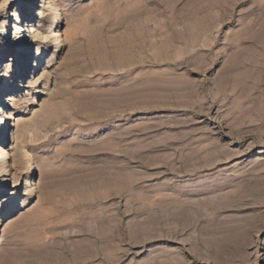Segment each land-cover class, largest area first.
Masks as SVG:
<instances>
[{
	"label": "rangeland",
	"instance_id": "obj_1",
	"mask_svg": "<svg viewBox=\"0 0 264 264\" xmlns=\"http://www.w3.org/2000/svg\"><path fill=\"white\" fill-rule=\"evenodd\" d=\"M195 2L6 4L0 22L20 3L26 29L58 12L65 43L53 52L52 38L37 68L43 44L27 40L24 75L13 49L0 57V255L45 244L46 264H264V0H204L203 28ZM199 144L218 159L173 171Z\"/></svg>",
	"mask_w": 264,
	"mask_h": 264
},
{
	"label": "bare ground",
	"instance_id": "obj_2",
	"mask_svg": "<svg viewBox=\"0 0 264 264\" xmlns=\"http://www.w3.org/2000/svg\"><path fill=\"white\" fill-rule=\"evenodd\" d=\"M206 1V0H205ZM196 4V6H195V9H197V10H195L194 11V13H196V11H197V14H195L197 17L196 18H194V19H198V20H201L200 21V25H201V28H203L204 27V25H203V27H202V24H204V22H202V20H204L203 19V17H202V15L201 14H203L202 13V10L203 9H205L206 8V4H205V2H204V0H196V2H195ZM30 4V3H29ZM209 4V3H208ZM142 7H144V6H142ZM20 8H21V4L20 3H17L16 4V6H15V12L16 13H18L17 11H19L20 10ZM51 8H52V6L50 5V3H47V6H46V8H45V10H49V11H51L52 12V10H51ZM146 9V8H145ZM205 12V11H204ZM207 12V11H206ZM205 12V13H206ZM194 15V16H195ZM199 15H201V16H199ZM204 15V14H203ZM206 15V14H205ZM31 16V11H30V9L29 10H27V21H28V18ZM184 19L185 18H188V17H190V16H186V15H184V16H182ZM3 18H4V20L3 21H7V25H6V30H0L1 32H0V34H2V40L3 41H0V57H2V56H4V55H6V53L7 52H9L10 50H14V60H12V63H11V67L13 68V69H17V73H19V74H22V75H24V74H26V63L28 62V57H29V46H28V41L27 40H29V44H31L33 41H39V43H42L43 45L41 46V47H38L37 48V50H36V54H34V52H33V58L30 60V65L32 66H34V67H39V65L41 66V64H42V61H44V59H45V57L46 56H48V52H46V50H47V48H48V42H50L51 41V39L53 38L54 39V42H55V44H56V46H55V48L53 49V52H55L56 50H58V51H60L61 50V48H62V46L64 45V39H63V37H62V35H63V31H62V29H61V27H60V25H61V19H62V17L58 14V12L57 13H53L52 12V16L51 17H49L48 16V14H46L45 15V17H44V20H45V22H46V30L45 31H42V30H40V28H38L37 30L36 29H33L32 28V25H30V28H27L26 29V27L27 26H25L24 25V20L22 19L21 21H22V23H23V25H21V27L20 26H18V22H20V19H17V22L15 23V24H10V13L9 12H6V11H4V15H3ZM183 18H181V19H183ZM204 18H205V16H204ZM16 20V19H15ZM206 21V20H205ZM202 22V23H201ZM150 23L151 24H154L153 26H152V28H151V30L149 31V34L150 35H152V36H156V34H160V33H162V34H165V36L163 37V41H168L169 40V38H170V36L169 35H167L166 34V32H167V28H166V26L167 25H165V24H160V23H157L156 21H151V22H149V23H146L147 24V26L148 25H150ZM170 23V22H169ZM198 25V27H199V23H197ZM170 25H172V22H171V24ZM3 25L2 24H0V29H3ZM18 28V27H20L24 32H21L20 33V35L18 36V35H16V33L14 34L13 33V31H10L8 28ZM24 28V29H23ZM201 28H198V30L199 29H201ZM146 30V29H145ZM7 32H9L10 33V35H8V37H6V33ZM28 32H30V33H33L34 35H33V37H32V34H29ZM25 37H26V39H25ZM23 38V39H22ZM263 43H264V41H263ZM264 45V44H263ZM262 45V46H263ZM264 47V46H263ZM261 51H264V50H261ZM49 52H50V50H49ZM52 52V51H51ZM262 54V53H261ZM45 55V56H44ZM34 56H35V60L33 61V59H34ZM263 56V55H262ZM151 61H153V60H156V57L155 56H151V59H150ZM261 60V59H260ZM260 60L259 61H257V62H260ZM262 61H263V59H262ZM262 61L260 62V63H262ZM264 62V61H263ZM264 64V63H263ZM252 65V64H251ZM251 65H249L251 68H250V70H249V72H251V73H254V75H256L257 74V72H256V74H255V72H254V67H252ZM235 65H233V67H234ZM249 66H247V69L249 68ZM254 66V65H253ZM256 66V65H255ZM228 67V66H227ZM229 67H231V66H229ZM258 66H256V69H258L257 68ZM225 68V67H224ZM236 68V67H235ZM262 68V67H261ZM228 68H226V70H227ZM263 69V68H262ZM225 69H223V71H224ZM229 70H231L232 71V69H229ZM259 70H261L260 69V67H259ZM230 71V72H231ZM225 72V71H224ZM261 72V71H260ZM260 72H259V74H260ZM227 73H229V71H227ZM262 73V72H261ZM222 74H223V72H222ZM225 74V73H224ZM231 74H234V73H230V75L229 76H231ZM248 73H247V71H246V74L245 75H247ZM227 75L228 74H226V77H227ZM245 75H243L244 77H246V78H243L242 79V81L246 84L245 86H247V84L249 83V82H251V83H253L251 80H249L250 78L251 79H253V77L254 76H250V77H247V76H245ZM252 75V74H251ZM16 76V75H15ZM232 76H234V75H232ZM256 76H258V74L256 75ZM221 78H222V76H221ZM232 78H234V77H232ZM249 78V79H248ZM224 79H226L225 78V75H224ZM227 79H228V77H227ZM227 79L225 80V81H227ZM241 79V78H240ZM223 80V79H222ZM230 80H228V82H229ZM231 81H232V79H231ZM235 80H233L232 82H234ZM241 81V80H240ZM222 83H223V81H222ZM225 83V82H224ZM223 83V84H224ZM229 84V83H228ZM232 84V83H231ZM230 84V85H231ZM240 85H242V84H240ZM249 86H250V83L248 84ZM155 86V85H154ZM232 86V85H231ZM235 86V85H234ZM244 86V87H245ZM31 87H33V88H35V91H36V83H33L32 85H31ZM236 87V86H235ZM248 87V86H247ZM150 88V87H149ZM151 91H152V89H150ZM183 90V89H182ZM183 94V93H182ZM12 98L11 97H9L7 100H11ZM2 111V109L0 108V112ZM2 123H4V120H3V116L1 115L0 116V127H2ZM4 132H5V130H4V127H2L1 129H0V142L1 143H4V142H6V137L4 138ZM122 136V135H121ZM184 140V139H183ZM7 141H8V136H7ZM115 143V142H114ZM111 144H113V143H111ZM213 144V143H212ZM117 146V145H116ZM198 146V145H197ZM201 146V147H200ZM5 147H6V145H5ZM112 147H114V146H112ZM122 147V146H121ZM120 147V148H121ZM117 148V147H116ZM119 148V147H118ZM212 148V147H211ZM209 149L208 148V146L206 147V146H202V145H200L199 144V146H198V148L196 147L195 149H193V150H191V153H190V151L189 152H187L186 154H188L186 157L184 156L185 154H182L184 157H185V160H184V164H183V161L181 162L184 166L183 167H181V168H173L174 167V163H173V171H175V172H177V173H179V172H181V173H183V176H193L194 177V175H196V174H199V172L205 167V165H209L208 163H210L211 161H214L215 159H218V157H219V154L217 153V149H216V145H214V150L213 149ZM123 149V148H122ZM121 149V150H122ZM120 150V149H119ZM0 152H1V154H0V158H3L6 154H7V156H8V151H7V149L6 148H0ZM121 152V151H120ZM179 153V152H178ZM178 155H180V154H178ZM177 155V156H178ZM178 157H180V156H178ZM181 158V157H180ZM25 159L27 160V162L29 161V157H28V155H25ZM116 159V158H115ZM179 159V158H178ZM170 160V159H169ZM182 160V159H181ZM166 161V160H165ZM173 161V160H172ZM179 162V161H178ZM213 163V162H212ZM212 163H210V164H212ZM3 164V161L2 160H0V166ZM155 164V163H154ZM181 165V164H180ZM16 166H17V164L16 163H14V164H12V169L14 170V172H13V174L16 172ZM177 166V165H176ZM118 167V166H117ZM180 167V166H179ZM207 167V166H206ZM115 168V167H114ZM109 169V168H108ZM111 169V168H110ZM118 169V168H117ZM116 170V169H115ZM115 170H114V173L115 174H117L118 175V177L117 178H120V175H122V173H123V170L121 171V167L119 166V170L121 171V173L118 171V173H116L115 172ZM0 173H2V171L0 172ZM113 173V172H112ZM115 174H111V175H115ZM3 175H4V173H3ZM2 175V176H3ZM181 175V174H180ZM123 177H124V173H123ZM191 178V177H190ZM115 179V178H114ZM123 179V178H122ZM110 181V180H109ZM116 181H117V179H116ZM132 181V180H131ZM118 182H119V179H118ZM135 182V181H134ZM3 183H4V179H2V180H0V185H3ZM120 184H121V181L119 182ZM124 183V182H123ZM123 183H122V186H123ZM13 185H15V184H13ZM214 185V184H213ZM220 186V185H219ZM178 187V186H177ZM126 189V188H125ZM131 189V188H130ZM195 189V188H194ZM207 189V188H206ZM132 190V189H131ZM199 190V189H198ZM205 190V189H204ZM3 191L1 190L0 191V194L2 193ZM131 192V191H130ZM133 192V191H132ZM9 200L10 199H8V200H6L5 202L6 203H8L9 202ZM172 200H174V199H172ZM177 200V199H176ZM179 200V199H178ZM177 200V201H178ZM175 201V200H174ZM173 201V204L175 205L174 207L172 206V208L174 209V212L173 213H176V212H183L186 208H185V202L183 203V202H181V203H176V202H174ZM180 201V200H179ZM202 202V201H201ZM172 204V205H173ZM177 204V205H176ZM187 204V203H186ZM189 204V203H188ZM188 204L186 205V207H188ZM190 207V209L192 208L191 206H189ZM188 207V208H189ZM198 209V208H197ZM15 210V208H13V211ZM164 210H169V209H166V208H164ZM199 210V209H198ZM1 209H0V214H1ZM173 211V210H172ZM176 211V212H175ZM189 211V210H188ZM186 212V211H185ZM198 212V211H197ZM187 213V212H186ZM186 213H185V215H186ZM182 214H184V213H182ZM181 214V215H182ZM0 219H1V215H0ZM2 225V222H0V226ZM103 236V235H102ZM104 244V243H103ZM47 246L45 245V244H37V245H35L34 247H32L31 249H29V250H27V248H26V250L25 251H27V252H24L23 250L24 249H19V250H16V251H13V252H11V253H9V255H0V264H46V262H47V258H48V251H47V249H48V247L46 248ZM104 247V246H103ZM102 247V248H103ZM87 250H88V248L87 247H85ZM84 248V250L85 251H87L86 249ZM92 248V247H91ZM82 249H83V247H82ZM90 249V248H89ZM21 250V251H20ZM104 250V249H103ZM102 250V251H103ZM23 251V252H22ZM92 251V250H91ZM51 252H53V251H51ZM54 253V252H53ZM86 253H88V252H86ZM88 254H90V255H92L91 254V252H89ZM94 255V254H93ZM62 257V256H61ZM83 257H84V254H83ZM51 258V257H50ZM50 258L48 259V260H50ZM85 258V260H86V257H84ZM90 258V257H89ZM63 260H65V259H63ZM56 261V260H55ZM52 262V261H51ZM55 263V262H54ZM63 263V261H62V258L60 259V256H59V258H58V261H56V263L55 264H62ZM65 263V262H64ZM83 263V262H82ZM52 264H53V262H52Z\"/></svg>",
	"mask_w": 264,
	"mask_h": 264
},
{
	"label": "clouds",
	"instance_id": "obj_3",
	"mask_svg": "<svg viewBox=\"0 0 264 264\" xmlns=\"http://www.w3.org/2000/svg\"><path fill=\"white\" fill-rule=\"evenodd\" d=\"M9 2H10V0H3V3L0 4V12H2V10L6 6V4ZM13 15L18 19V13L14 12ZM0 24H2L4 26L3 29H0V30H6L7 21L6 20L2 21V22H0Z\"/></svg>",
	"mask_w": 264,
	"mask_h": 264
}]
</instances>
